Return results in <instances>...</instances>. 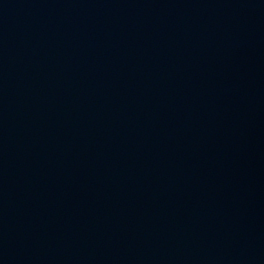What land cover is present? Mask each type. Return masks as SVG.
Instances as JSON below:
<instances>
[{"label": "water", "instance_id": "obj_1", "mask_svg": "<svg viewBox=\"0 0 264 264\" xmlns=\"http://www.w3.org/2000/svg\"><path fill=\"white\" fill-rule=\"evenodd\" d=\"M0 264H264V0H0Z\"/></svg>", "mask_w": 264, "mask_h": 264}]
</instances>
